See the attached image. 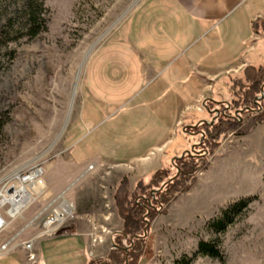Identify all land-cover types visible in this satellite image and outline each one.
I'll list each match as a JSON object with an SVG mask.
<instances>
[{
    "label": "rangeland",
    "instance_id": "374dc122",
    "mask_svg": "<svg viewBox=\"0 0 264 264\" xmlns=\"http://www.w3.org/2000/svg\"><path fill=\"white\" fill-rule=\"evenodd\" d=\"M39 1L45 28L29 38L26 0H0V30L7 28L17 37L0 42V188L34 164L43 167L45 181L32 187L35 199L17 217L1 210L0 252L10 241L6 250L14 254L0 264H16L18 257L29 264L22 243L32 238L37 264L103 261L115 248L112 234L122 231L115 204L121 180L126 178L131 191L154 174L167 181L179 173V164L171 165L175 160L201 155L204 147L196 141L199 132L192 122L208 119L206 100L228 98L229 90L224 81L215 82L214 96L188 110L182 105L163 141L131 157L143 145L129 143L123 127L130 121H124L150 112L141 103L149 90L138 82L100 91L93 68L126 39L133 19L150 0ZM106 71L108 76V66ZM118 123L121 128L110 130ZM252 128L245 134L229 131L205 164H197L195 180L146 224L145 243L134 264H173L183 255L191 257L199 240L216 236L207 222L241 195L257 198L219 235L225 261L197 256L191 264H264V182L258 179V166L239 155ZM61 200L72 205L71 217L54 233L43 234L42 216ZM93 231L100 239L96 245Z\"/></svg>",
    "mask_w": 264,
    "mask_h": 264
},
{
    "label": "crops",
    "instance_id": "0c3cea01",
    "mask_svg": "<svg viewBox=\"0 0 264 264\" xmlns=\"http://www.w3.org/2000/svg\"><path fill=\"white\" fill-rule=\"evenodd\" d=\"M263 62L264 0H150L133 19L126 39L93 69L100 91L138 82L147 86L149 91H144L141 103L147 104L150 112L144 117L132 116L123 127L125 137H131L130 144L143 145L131 154L137 157L163 141L182 105L190 109L215 95V82L224 81L226 75L240 72L247 64ZM107 66L108 76L103 75ZM102 123L100 119L98 129ZM246 142L239 155L258 166V179L263 178L264 123L252 128ZM13 254L1 255L0 260ZM14 261L25 264L21 257Z\"/></svg>",
    "mask_w": 264,
    "mask_h": 264
},
{
    "label": "trees",
    "instance_id": "16d2710c",
    "mask_svg": "<svg viewBox=\"0 0 264 264\" xmlns=\"http://www.w3.org/2000/svg\"><path fill=\"white\" fill-rule=\"evenodd\" d=\"M23 7L26 35L34 38L45 28V20L42 18L43 3L39 0H26ZM11 34L7 28L0 30V42L17 39ZM224 83L229 90V97L215 95L216 97L207 99L204 112L209 116L208 119L200 121L202 119L198 118L199 120L192 122L195 125L200 121L193 130H198L196 141H202L201 148H205L201 155H185L182 159L175 160L171 165L179 164V173L169 177L167 181L154 174L147 183L140 180L131 191L126 178L121 180L115 192V204L122 220V231L111 236L115 248L104 260L108 264H134L145 243L143 235L146 224L162 209L165 202H169L170 197L185 190L195 180L197 164H205V157L220 146L221 139L229 131L245 134L257 123L264 121V98L260 99L264 94V62L259 65L247 64L240 72L226 75ZM214 109L219 113L210 112ZM154 189L158 191L152 197L151 190ZM256 198V195L241 197L221 208L206 226L216 236L209 240H199L197 250L191 257L183 255L173 264H191L197 256H207L223 263L225 255L220 246L219 235L227 231L236 216H243ZM101 261L90 260L86 264H99Z\"/></svg>",
    "mask_w": 264,
    "mask_h": 264
},
{
    "label": "built area",
    "instance_id": "2783aa9c",
    "mask_svg": "<svg viewBox=\"0 0 264 264\" xmlns=\"http://www.w3.org/2000/svg\"><path fill=\"white\" fill-rule=\"evenodd\" d=\"M44 184V170L40 164H34L28 171L15 176V180L8 181L0 188V215L1 210L5 209V213L10 217H17L35 199V191L33 188L43 186ZM21 186L25 187L23 197H26L27 199L25 202L26 206L24 205L20 209L18 208V210L11 211L14 208L15 203V205L19 207L20 203H17V201L20 200ZM72 212L73 210H71L69 207L66 208L60 204L51 207V209H48V211L45 213L43 212L42 233L47 235L54 233L64 223L65 220L71 217ZM2 223H4V221L0 216V227ZM10 244L11 242L9 241L2 245L1 249L4 251L0 252V256L8 253L6 248ZM22 245L23 249L26 251V260L29 262V264H37V254L34 250V239L32 238L24 241Z\"/></svg>",
    "mask_w": 264,
    "mask_h": 264
},
{
    "label": "bare ground",
    "instance_id": "6f19581e",
    "mask_svg": "<svg viewBox=\"0 0 264 264\" xmlns=\"http://www.w3.org/2000/svg\"><path fill=\"white\" fill-rule=\"evenodd\" d=\"M16 176H18L17 174H16ZM20 191H21V193H20V200L19 201H17V203H20L19 204V207H17L15 204H14V208L11 210V211H14V210H18V208L20 209L21 207H23L24 205H25V202H26V197H23V192L25 191V187L24 186H21L20 187ZM61 206H64V207H66V208H70L71 210H72V205L68 202H66V201H63V204H62V200H61V202L59 203ZM26 206V205H25ZM22 210H23V208H22ZM11 216H14V215H11ZM104 230V229H103ZM96 232L97 231H93V244L94 245H96L97 244V242H100V239L98 238V235L96 234Z\"/></svg>",
    "mask_w": 264,
    "mask_h": 264
},
{
    "label": "water",
    "instance_id": "95a60500",
    "mask_svg": "<svg viewBox=\"0 0 264 264\" xmlns=\"http://www.w3.org/2000/svg\"><path fill=\"white\" fill-rule=\"evenodd\" d=\"M261 98H264V94H262V96L260 97V99H261ZM210 112H215L216 114L219 113V111H218L217 109H214V110H212V111H210ZM204 121H205V120H204ZM198 124H199V123H198ZM198 124H196L195 126H197ZM203 136H204V135H202V138H203ZM200 142H202V141H200ZM191 150H194V147H193V146L191 147ZM185 153L189 154L190 151L187 150ZM185 153H182V155H181L180 157H183ZM156 191H157V190H153V191L151 192L152 197L154 196V193H155ZM144 233H146V229L144 230ZM114 247H115V245H114ZM126 249H127V248H126Z\"/></svg>",
    "mask_w": 264,
    "mask_h": 264
},
{
    "label": "flooded vegetation",
    "instance_id": "af4514ba",
    "mask_svg": "<svg viewBox=\"0 0 264 264\" xmlns=\"http://www.w3.org/2000/svg\"><path fill=\"white\" fill-rule=\"evenodd\" d=\"M99 264H108L106 261H101Z\"/></svg>",
    "mask_w": 264,
    "mask_h": 264
}]
</instances>
